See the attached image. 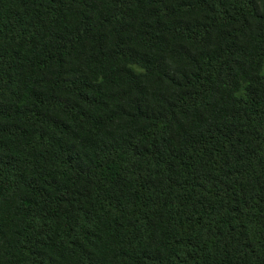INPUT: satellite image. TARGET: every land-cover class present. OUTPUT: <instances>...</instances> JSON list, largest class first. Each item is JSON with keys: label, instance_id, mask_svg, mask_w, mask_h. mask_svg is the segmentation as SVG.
I'll return each instance as SVG.
<instances>
[{"label": "trees", "instance_id": "16d2710c", "mask_svg": "<svg viewBox=\"0 0 264 264\" xmlns=\"http://www.w3.org/2000/svg\"><path fill=\"white\" fill-rule=\"evenodd\" d=\"M264 0H0V264H264Z\"/></svg>", "mask_w": 264, "mask_h": 264}, {"label": "rangeland", "instance_id": "374dc122", "mask_svg": "<svg viewBox=\"0 0 264 264\" xmlns=\"http://www.w3.org/2000/svg\"><path fill=\"white\" fill-rule=\"evenodd\" d=\"M262 73H264V65H263V67H262Z\"/></svg>", "mask_w": 264, "mask_h": 264}]
</instances>
